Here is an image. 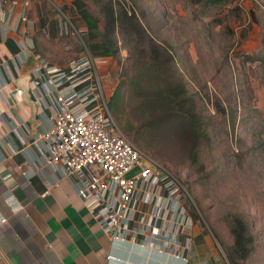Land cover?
Here are the masks:
<instances>
[{"label": "rangeland", "instance_id": "1", "mask_svg": "<svg viewBox=\"0 0 264 264\" xmlns=\"http://www.w3.org/2000/svg\"><path fill=\"white\" fill-rule=\"evenodd\" d=\"M85 1L103 28V6L111 0ZM112 1L116 10L134 11L145 34L171 50L172 76L184 84L176 115L156 106L157 72L134 68L129 60L136 44L142 51L143 31L134 23L132 36L116 23L115 52L98 55L90 43L102 35L90 39L71 0H28L36 48L61 67L86 46L95 56H110L104 80L112 87L110 103L117 91V111L110 109L126 136L184 180L194 227L201 222L213 232L223 264H232L233 213L247 220L253 235L251 251L235 264H264V0ZM17 84L28 98V86L20 79ZM184 115L194 120L195 133Z\"/></svg>", "mask_w": 264, "mask_h": 264}, {"label": "built area", "instance_id": "2", "mask_svg": "<svg viewBox=\"0 0 264 264\" xmlns=\"http://www.w3.org/2000/svg\"><path fill=\"white\" fill-rule=\"evenodd\" d=\"M27 2L0 0V46L7 48L11 40L16 47L0 49V102L11 107L21 100L17 81L26 74L31 102L46 123L31 134L24 117L0 105V115L7 112L11 148L29 153L18 165L22 175L69 179L111 241L169 253L187 264L195 223L190 191L118 125L109 106L112 87L104 80L110 56H95L86 46L65 66L52 64L36 48ZM30 55L33 64L23 71ZM135 166L139 170L126 176ZM4 258L0 249V264Z\"/></svg>", "mask_w": 264, "mask_h": 264}, {"label": "crops", "instance_id": "3", "mask_svg": "<svg viewBox=\"0 0 264 264\" xmlns=\"http://www.w3.org/2000/svg\"><path fill=\"white\" fill-rule=\"evenodd\" d=\"M7 44L16 49L11 40ZM7 48L0 46L1 51ZM24 92L11 107L4 102L0 105L24 117L33 134L46 123L36 113L30 96L24 98ZM7 130L4 111L0 115V217L6 219L0 221V249L6 264H183L181 258L169 253L111 241L69 179L54 181L46 172L30 178L22 175L18 165L27 162L29 153L24 149L13 151ZM192 235L187 264H223L214 245L216 236L209 227L199 222ZM108 254L115 258H108Z\"/></svg>", "mask_w": 264, "mask_h": 264}, {"label": "trees", "instance_id": "4", "mask_svg": "<svg viewBox=\"0 0 264 264\" xmlns=\"http://www.w3.org/2000/svg\"><path fill=\"white\" fill-rule=\"evenodd\" d=\"M111 1H109L108 5L103 6L105 21L104 27L100 28L98 18L95 17L87 8L85 0H71L72 5L76 8L80 18L88 29L90 39L95 36V33L102 35L101 42H91L90 46L94 49H99L97 51L98 55L113 54V52L116 50L115 47H113L114 41L111 38L114 25L118 23L119 25L123 26L122 28H124V30H128L130 32V36H132L134 33L131 28L132 24L130 23L137 25L140 30L143 31V36L140 37L142 51H140V45L136 44V47L130 51L129 60L132 61V66H134V68L139 67L142 70L151 68L157 72V75L154 77V81L156 83L153 87L154 98L159 102V104L156 106H160L168 110L169 113H174V115H176L175 112H177L179 109L177 107L178 96L182 97L181 94L184 91V84L172 76L171 71L174 58L171 50L164 44L153 40L151 37L145 34L144 28L139 22V17L134 11L130 13L127 10H124L123 6L122 8L119 7L118 10H116L113 7V1ZM208 1L218 2L220 0ZM152 57H154L153 61H151ZM164 66L167 67V72L165 71V73L163 71ZM123 82V80L119 81L116 86V90L119 88V86L123 85ZM116 94L117 91L112 96L113 101H111V103L109 100V106L111 105L114 111H117L118 106L117 99L115 98ZM184 118L186 127L189 128L192 133H195L197 125L194 123V120L189 116L186 118L185 115ZM126 129H131V125H127ZM259 144L262 145L264 150V140H261ZM230 232L232 234L233 242L229 252L227 253V256L229 262L235 264L236 257L243 258L251 251L253 235L249 229L247 220L240 214L236 213H233L231 216Z\"/></svg>", "mask_w": 264, "mask_h": 264}, {"label": "water", "instance_id": "5", "mask_svg": "<svg viewBox=\"0 0 264 264\" xmlns=\"http://www.w3.org/2000/svg\"><path fill=\"white\" fill-rule=\"evenodd\" d=\"M33 57L30 55L28 56V58L22 63V70H26L29 69L32 64H33ZM20 80H22L25 83V86H28V82H27V76L23 75L22 78H20ZM139 170L138 166H135L133 169H131L129 172L126 173V176H132L133 174H135L137 171Z\"/></svg>", "mask_w": 264, "mask_h": 264}]
</instances>
